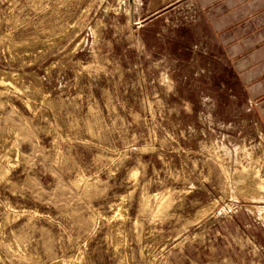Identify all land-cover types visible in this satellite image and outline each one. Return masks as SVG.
Returning a JSON list of instances; mask_svg holds the SVG:
<instances>
[{
  "label": "rangeland",
  "instance_id": "374dc122",
  "mask_svg": "<svg viewBox=\"0 0 264 264\" xmlns=\"http://www.w3.org/2000/svg\"><path fill=\"white\" fill-rule=\"evenodd\" d=\"M264 0H0V264H264Z\"/></svg>",
  "mask_w": 264,
  "mask_h": 264
},
{
  "label": "crops",
  "instance_id": "0c3cea01",
  "mask_svg": "<svg viewBox=\"0 0 264 264\" xmlns=\"http://www.w3.org/2000/svg\"><path fill=\"white\" fill-rule=\"evenodd\" d=\"M258 103L260 105V108H258V116L262 120L264 126V94H262V97L260 98Z\"/></svg>",
  "mask_w": 264,
  "mask_h": 264
},
{
  "label": "bare ground",
  "instance_id": "6f19581e",
  "mask_svg": "<svg viewBox=\"0 0 264 264\" xmlns=\"http://www.w3.org/2000/svg\"><path fill=\"white\" fill-rule=\"evenodd\" d=\"M261 213H262V215L264 216V209H260L259 210Z\"/></svg>",
  "mask_w": 264,
  "mask_h": 264
}]
</instances>
